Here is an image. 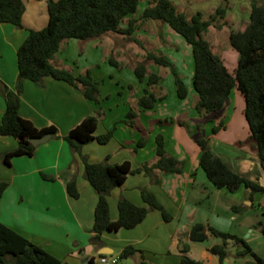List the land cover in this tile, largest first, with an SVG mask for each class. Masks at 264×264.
I'll return each mask as SVG.
<instances>
[{"label": "crops", "instance_id": "1", "mask_svg": "<svg viewBox=\"0 0 264 264\" xmlns=\"http://www.w3.org/2000/svg\"><path fill=\"white\" fill-rule=\"evenodd\" d=\"M45 1L23 0L21 26L0 22V116L4 108L3 88H14L17 72L16 47L25 36L26 28L36 29L46 23ZM172 2L185 16L198 10L203 17H207L219 3L224 6V16L221 22H217L221 24L224 43L221 42V49L217 53L232 72L236 65V52L228 48L225 50L227 35L229 29H241L245 25L250 0ZM130 17L136 18L137 15L132 13ZM125 18L127 22V17ZM135 23L129 35L107 31L106 38H102V34L89 38L92 39L89 46L96 49L95 52L101 49L100 56L105 61L111 51L108 40L115 42L118 39L124 40L123 37L129 40L141 37L146 43L151 40L154 28L160 25L159 22L149 19H138ZM212 27L214 25H209L207 30ZM70 41L72 40L69 38L61 41L50 62L75 74L88 68L83 65L82 69L75 71L72 66L69 67L70 57L65 54L64 43L68 44ZM81 43L82 49H85L86 44ZM135 45L138 49V53H135L137 60L142 58L146 49L153 50L137 43ZM157 48L155 50L164 54L176 71V65L171 60L172 49H162L160 46ZM174 48L176 53L177 46ZM131 69L133 71V64ZM102 79H99L101 81L98 83L99 92L95 101L84 97L79 88L61 79L45 76L40 83L29 79L22 80L18 95L19 115L29 119L36 127L52 125L56 132L35 144L30 155H14L8 165L0 161V180L7 182L0 195V221L40 244L60 260L59 264H96L99 253L118 255L120 248L126 244L141 251L119 258L118 264H136L140 256L148 264H177L182 242L189 243L186 252L189 256L201 259L204 264H218L216 255L207 248L212 244H219V237L207 232L202 241L188 239V230L195 222L241 236L254 252L264 258V242L260 240L262 238L257 225L258 221L263 220L261 211L264 210V192L250 193L249 188L243 185L231 191L215 187L197 163L199 147L195 137L197 126L201 125V132L206 136L214 155L227 162L234 171L264 185V161L259 160L254 141L249 136L247 124L243 114L241 115L243 102L238 98L237 90H231L227 103L221 109L222 127L211 132L208 131L211 127L210 116L207 113L200 115L194 109L195 93L191 92L192 101H186L188 92L193 91L191 80L184 84L187 93L181 100H155L151 108L145 109L136 104V98L147 88L143 79L138 80L135 74L129 81H122L119 76L116 79L111 78V83L120 84L119 102L108 100L110 92L103 91ZM126 83L128 88L125 91L123 85ZM161 94L163 93L160 92L157 96ZM231 94L234 98L232 110ZM237 103L238 113L235 112ZM129 109L136 113L132 125L123 121ZM90 114L97 115L93 134L110 128L112 134L104 143L91 140L80 145L79 152L88 161H101L104 157L108 163L127 160L131 168L142 163H151L155 159L154 137L159 133L165 153L176 158L180 166L179 171H161L154 168L149 174L143 171L127 173L123 181L112 187L106 196L109 219L115 220L117 217L116 202L120 196L134 204L146 205L140 195L141 187L153 193L169 213V219H163L158 209L149 208L134 226L103 230L99 234L98 242L90 240L94 233L91 225L97 195L82 176L83 163L78 152L71 151L62 137L70 127ZM204 117L206 119L203 120ZM15 145L16 139L13 136L0 134V153ZM41 173L51 178H45ZM71 176L75 178L78 192L76 197L70 196L64 186ZM240 248L227 244V255L220 264H250V254L236 253Z\"/></svg>", "mask_w": 264, "mask_h": 264}, {"label": "trees", "instance_id": "2", "mask_svg": "<svg viewBox=\"0 0 264 264\" xmlns=\"http://www.w3.org/2000/svg\"><path fill=\"white\" fill-rule=\"evenodd\" d=\"M139 0H46L45 10L47 21L40 28H26V34L15 50L16 78L13 89L3 88L4 108L0 116V134L11 135L16 139V145L0 153V161L6 165L14 155H30L35 144L29 136L49 132L54 135L56 128L52 125L36 127L33 123L19 115V92L23 79L40 83L45 76L61 79L79 88L84 97L96 100L98 95V81L93 79L90 71L73 74L68 69L54 66L50 62L52 55L58 50L63 39H89L112 31L129 35L136 25V20L156 19L163 21L175 32L181 35L190 46L192 57L191 86L195 93L194 109L198 114L215 112L222 109L229 99V93L235 88L242 96V114L247 124L249 136L253 139L256 153L261 162L264 161V0H250L247 21L241 29H229L228 44L236 51V65L231 72L224 65L220 55L211 49L208 40L203 36L209 25L220 26L216 20L224 16V6L218 5L214 10L203 17L201 11H194L185 16L178 11L172 0H150L136 18L128 16L137 9ZM24 10L23 0H0V22H11L21 26V14ZM127 17V22L122 26L121 20ZM110 62L115 63L112 58ZM167 66L173 77L174 91L178 98H184L187 90L174 70L172 63L160 52L145 50L141 60L133 65V72L138 80L145 76L147 88L136 98L140 108H151L154 101L163 97L156 95L148 89L159 80V75L148 71L146 63ZM133 109L127 110L123 121L133 124L135 116ZM97 120L96 114L83 117L70 127L62 136L71 151L78 152L82 163V176L88 181L96 193L93 207L90 236L92 242L99 241V234L103 230H113L118 227H132L138 223L149 208L160 211L163 219H169L162 205L153 193L141 187L140 195L146 205H137L120 196L117 199V217L109 219L106 196L109 190L120 184L127 173L143 171L151 173L154 168L161 171H179L180 166L176 158L165 153L161 134L154 137L155 159L151 163H142L136 168H131L127 160L118 163H108L106 157L101 161H88L79 152L80 145L95 140L99 143L106 142L112 129L93 134ZM222 120L212 124L211 131L215 132L222 127ZM195 137L199 147L198 165L205 176L215 187H223L229 191L240 185L249 188L250 193L264 192V185L247 178L245 175L234 171L227 162L211 151L207 138L197 126ZM141 142L140 140L138 141ZM45 178L51 176L41 173ZM7 182L0 180V195ZM66 192L76 197L78 192L75 178L71 176L66 180ZM264 217V210L261 211ZM261 238L264 241V219L258 221ZM207 232L220 238L219 244H212L207 249L216 255L218 264L227 255V244L240 246L237 254H250V264H264V258L254 252L241 236L218 230L212 226L205 227L200 222L193 223L188 230L190 241H202ZM189 243L182 242L180 246V259L177 264H204L201 259L193 258L186 252ZM141 250L130 244L123 245L118 253L119 258H124ZM60 260L46 251L40 244L24 237L14 229L0 221V264H59ZM136 264H148L140 256Z\"/></svg>", "mask_w": 264, "mask_h": 264}, {"label": "rangeland", "instance_id": "3", "mask_svg": "<svg viewBox=\"0 0 264 264\" xmlns=\"http://www.w3.org/2000/svg\"><path fill=\"white\" fill-rule=\"evenodd\" d=\"M149 2L150 0H139L137 3V9L134 12V14L138 15L140 10L145 5H147ZM224 4L225 3L223 2L222 5ZM219 5H221V3H219ZM130 15L131 14H129L128 16ZM149 20H155L156 22H159L160 25L156 28L157 30L154 28L153 32L151 33V36H152L151 40H147V41L145 40L146 43L143 42V39L141 37H135L133 38V40H129L128 38L123 37L124 40L118 39V41H115V42L113 40L112 42L108 40L109 42L108 48H111V51L109 50L110 52L107 57L109 58L110 56L115 61V63L110 62L107 58L104 61L103 58L100 56L101 49L95 52L96 49L94 50V48H91L89 46V43L92 39L81 40V39H76V38H69V40H72V41H70V43L68 44L64 43L65 54L68 55V57H70L68 61L69 67L72 66L73 69L77 71L78 69H82L83 65H86V67L90 69L91 71V76L97 79L98 83L99 81H101L99 79L103 78L101 87L103 91L110 92V96H109L110 99L108 100H110V102L112 101L119 102L118 100L121 99V96L119 95V92H118L119 89H121L120 84L118 82L111 83L110 80L111 78L116 79V77L119 76L121 77L122 81L123 79L126 81H129V79L134 77V73L131 69L132 64L134 65L136 62H139L141 60V59H138V60L136 59L137 55L135 53H138V49L135 44L137 43L138 45H144L148 47L149 49L152 48L154 52H158L155 49H158L157 47L159 46L162 49L167 46L166 47L167 49H170V48L172 49L171 60L176 65V72H178L177 74L182 79L185 85L188 84L190 82V74H191V69H192V57H191L190 46L184 41L181 35L175 32L173 29H171L167 23L160 21V20H156V19H149ZM216 22H221V18L220 19L218 18ZM122 23H126L125 17L121 20L120 24ZM219 27L220 28L214 26L212 28H209L206 32L203 33V36L206 39H208L211 45V49L216 53L220 51L221 42H223L222 40L224 39V37L221 35V24ZM108 34H111V33H108ZM102 36H101L102 38H106L107 34L103 33ZM71 42H75V44L73 45ZM81 42H83V44H86L85 49H82ZM77 43L78 45H76ZM105 46L107 45L105 44ZM176 46H177L176 49L178 51L175 53L174 47ZM225 46H226L225 50L226 48H228L232 50V52H236L230 45H228V42L226 43ZM131 52H134V54H132ZM235 54L237 55V53ZM146 68H147V72L153 71L159 75V80L157 81V83L151 86H148V89L152 91L156 95V97L158 93L160 92L163 93V97L161 98L157 97L156 99L157 101L165 100L166 102H172L176 100H181V98H178L175 94L173 77L168 67H164L162 65L148 62L146 63ZM143 80L145 82V76L143 77ZM123 86H124V90L126 91L128 88V84L126 83ZM191 92L193 93L194 91L188 92L186 96V101L187 100H189V102L192 101L193 97H192ZM232 94L230 96V100H231L230 110H232V105L234 101ZM237 96L238 98H240L241 103H242L243 102L242 96L238 91H237ZM235 112L236 113L239 112L238 103L235 106ZM207 114L208 116H210L209 121L211 122V126H212V124H216L218 120L221 119L222 111L220 109L219 111L209 112ZM204 119L206 118L204 117L203 120ZM199 129L201 131V125ZM208 131H211V127H210V130ZM261 218L264 219L263 216ZM260 240L261 242H264L262 239ZM196 255L198 256V254Z\"/></svg>", "mask_w": 264, "mask_h": 264}, {"label": "built area", "instance_id": "4", "mask_svg": "<svg viewBox=\"0 0 264 264\" xmlns=\"http://www.w3.org/2000/svg\"><path fill=\"white\" fill-rule=\"evenodd\" d=\"M118 255L99 253L96 257V264H118Z\"/></svg>", "mask_w": 264, "mask_h": 264}, {"label": "water", "instance_id": "5", "mask_svg": "<svg viewBox=\"0 0 264 264\" xmlns=\"http://www.w3.org/2000/svg\"><path fill=\"white\" fill-rule=\"evenodd\" d=\"M49 136H50V133L49 132H45V133L40 134V135L29 136L28 140L32 144H37V143H40V142L46 140Z\"/></svg>", "mask_w": 264, "mask_h": 264}]
</instances>
